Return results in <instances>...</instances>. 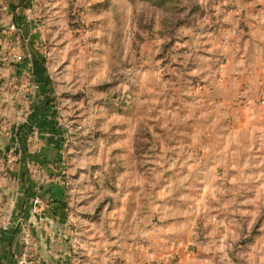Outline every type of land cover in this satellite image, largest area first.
I'll return each instance as SVG.
<instances>
[{
	"label": "rangeland",
	"instance_id": "1",
	"mask_svg": "<svg viewBox=\"0 0 264 264\" xmlns=\"http://www.w3.org/2000/svg\"><path fill=\"white\" fill-rule=\"evenodd\" d=\"M14 7L0 264H264V0Z\"/></svg>",
	"mask_w": 264,
	"mask_h": 264
},
{
	"label": "crops",
	"instance_id": "2",
	"mask_svg": "<svg viewBox=\"0 0 264 264\" xmlns=\"http://www.w3.org/2000/svg\"><path fill=\"white\" fill-rule=\"evenodd\" d=\"M4 2H6L7 4L5 5ZM15 4L16 0H0V10L7 9L11 13H13V9H16V7H14ZM11 13L9 14V16L11 17L10 23L6 26H14V21L20 24L21 21L12 19ZM27 33L31 34V31ZM31 40L32 39H30L29 48L33 52ZM14 52L20 54L24 58H22L20 61L13 60L12 54ZM28 52L29 51L27 46H24L23 44L20 45V43L16 42L14 32L12 30L6 31L4 27L0 26V97H4L2 103L4 116L2 118L0 117V141L10 140L11 133L7 131V128L12 125L10 124V122H12V120L14 121L16 118L15 106L17 105L15 104L19 99V95H15V90H17V94H20V97L24 94V92L29 90V88H26L24 85L26 82V75H34L40 85L39 91L37 93V98L35 99L36 101L31 110H34V106L38 105L37 101L40 100L41 92L46 85L45 79H43L45 74L43 68L41 67V64L37 61L36 57L32 60L26 59V55L28 54ZM7 111L10 113L11 117L8 116L9 113ZM39 125H41L42 127L44 126L43 130L45 131H41V133H39V142L42 143V146H47V142L51 140V137L47 135V124L41 121ZM24 130L25 128L22 127L19 135L20 137L24 136ZM64 221L65 219L63 220L61 218L60 222Z\"/></svg>",
	"mask_w": 264,
	"mask_h": 264
},
{
	"label": "built area",
	"instance_id": "3",
	"mask_svg": "<svg viewBox=\"0 0 264 264\" xmlns=\"http://www.w3.org/2000/svg\"><path fill=\"white\" fill-rule=\"evenodd\" d=\"M13 56H14V59H16L18 61L22 59V56L20 54L14 53Z\"/></svg>",
	"mask_w": 264,
	"mask_h": 264
}]
</instances>
